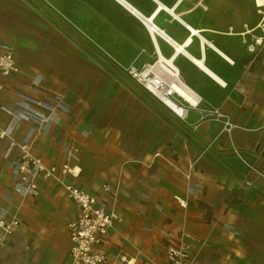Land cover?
<instances>
[{"label":"crops","instance_id":"0c3cea01","mask_svg":"<svg viewBox=\"0 0 264 264\" xmlns=\"http://www.w3.org/2000/svg\"><path fill=\"white\" fill-rule=\"evenodd\" d=\"M202 1L0 0V42L12 43L19 67L43 74L45 84L70 103L58 108L51 130L38 137L36 154L47 164L60 163L72 147L81 172L66 180L100 197L103 192L107 197L103 183L119 189L109 207L121 220L114 222L112 239L105 244V264H126L121 257L136 264L146 258L166 264L165 250L157 259L142 248L131 253L111 247L116 242L136 247L139 242L152 251L160 243L176 242L182 230L193 236V264H264V47L248 51L240 33L244 23L251 27L256 22L239 28L201 24ZM144 18L158 32H151ZM189 24L199 34L187 50L204 57L227 85L212 79L188 55L175 54L174 41L184 43L192 35ZM159 57L175 63L181 80L200 95V108H220L237 124L231 136H219L222 123L205 119L198 109L179 118L118 64L140 67ZM15 76L19 83L25 79L0 77L8 80L2 100L6 105L14 100L9 85ZM0 117L7 124L9 116L0 112ZM20 123L11 132L17 138L29 125L27 120ZM5 146L6 139H0V206L12 209L14 203L4 199L12 191ZM155 151L164 157H153ZM201 151L187 179L183 171ZM196 181L204 184L201 191L190 189ZM53 184L63 187L45 181L43 191ZM176 196L187 205L181 206ZM26 199L20 206L21 227L2 249L1 263L4 249L6 259L12 258L14 236L25 229ZM45 258L37 264H45Z\"/></svg>","mask_w":264,"mask_h":264},{"label":"built area","instance_id":"2783aa9c","mask_svg":"<svg viewBox=\"0 0 264 264\" xmlns=\"http://www.w3.org/2000/svg\"><path fill=\"white\" fill-rule=\"evenodd\" d=\"M252 2L257 16L256 23L251 27L248 23H244V31L240 33L247 50L257 53L264 47V2L259 0H252ZM149 28L151 32H158V27L154 23H151ZM231 29L232 27H230ZM257 29L260 30V33H255ZM118 64L179 118L186 119L190 109H198L203 113L205 119L219 120L222 123L219 136H231L237 127V124L220 108H200V95L181 80L178 68L166 59L159 57L153 62L143 63L140 67L131 64ZM0 74L25 77L16 91L12 105L0 102V112H5L9 116L5 126L0 120V139H6L3 159L12 178V191L6 192L4 199L8 203H14L12 209L6 205L0 206V255L10 238L21 227L19 214L21 201L26 197L38 196L43 191V182L53 181L61 183L68 196L78 206L76 215L68 221L70 246L67 264L107 263L109 255L104 248L106 238L113 229L114 222L121 220V217L110 209L105 199L90 193L73 181L66 180V177L78 178L81 172L77 164L79 155L72 147L65 151L62 162L53 164L45 163L35 152L38 137L51 130L58 108L69 107L70 103L66 95L51 90L45 84L43 74L29 73L21 69L15 60V46L11 43L0 42ZM177 85H181L189 91L195 100L187 98L179 91ZM2 87L0 84V89ZM22 120H27L29 125L22 136L17 138L11 132ZM234 150L239 152L236 148ZM204 151H201L189 163L188 169L183 171L187 179L191 178L195 163ZM153 157H164V155L160 151H155ZM102 186L103 189L112 193V200L115 202L119 192L118 187L112 188L108 183H103ZM189 187L192 190L201 191L204 184L196 181ZM176 199L181 206L187 205L184 199L177 196ZM157 207L159 210H163L161 205H157ZM226 226L233 229L230 225ZM192 240L193 236L186 230H182L176 242L166 245V264H193L197 254L192 248ZM121 260L126 264H131L124 257H121ZM0 264H2L1 257ZM132 264H136V262L134 261ZM139 264H153V262L150 258H146Z\"/></svg>","mask_w":264,"mask_h":264},{"label":"rangeland","instance_id":"374dc122","mask_svg":"<svg viewBox=\"0 0 264 264\" xmlns=\"http://www.w3.org/2000/svg\"><path fill=\"white\" fill-rule=\"evenodd\" d=\"M31 1L36 2V0ZM202 2L203 4L199 7L204 15L200 18V23L205 26L219 25L227 27L228 25H234L235 28H239L243 22L254 23L257 20L252 0H203ZM66 32L69 31L67 30ZM255 33H260V30L257 29ZM0 77L5 78L7 76L0 74ZM13 79V83L9 85V90L13 92L15 99L20 83L17 76ZM5 80L8 81L7 79ZM6 81H0L3 86L0 89L1 103H3V96L7 90ZM1 113L6 114L5 112ZM0 120L5 126L6 121L2 120L1 117ZM18 127H21V123L18 124ZM78 182L79 180L76 181V183ZM55 186L57 185L47 186L46 190L36 197H27L22 207V219L26 225L25 229L14 236L15 249L12 258L7 260L6 250L4 249L2 252V264H37L38 260L43 256H46L44 259L45 264H64L66 262L70 246L68 221L76 215L78 206L68 196L67 191L63 187L57 186L58 189L53 191ZM91 191L98 193V190ZM103 193L104 195L101 198L105 199L109 206L112 205V193L107 191V197H105V192ZM40 218L48 219V222H41ZM47 224L49 225L46 226L47 229H43L42 226ZM131 238L135 240L134 237ZM111 239L110 233L106 238V244ZM165 246L166 244L160 243L158 245L159 249L150 251L144 243L140 244L137 242L135 247L130 242L125 244L116 242L111 247V250L117 252L120 247H123L129 252L135 253L138 248H142L145 252L160 259L163 257Z\"/></svg>","mask_w":264,"mask_h":264},{"label":"bare ground","instance_id":"6f19581e","mask_svg":"<svg viewBox=\"0 0 264 264\" xmlns=\"http://www.w3.org/2000/svg\"><path fill=\"white\" fill-rule=\"evenodd\" d=\"M260 2H264V0H259ZM164 7V4L162 3V2H160V9H162ZM159 10H157L152 16H150L149 17V19H154V16L157 14V12H158ZM188 27H189V29L191 30V32H192V35H190L186 40H185V42L184 43H178V42H176V41H174V45L176 46V48H177V51H176V53L175 54H177V53H184V54H186V55H188L190 58H191V60L198 66V67H200L202 70H204L212 79H214L215 81H217V82H219L220 84H222V85H227V82H226V80L220 75V74H218L217 72H215L214 70H212L207 64H206V62H205V58L204 57H197V56H194V55H192L188 50H187V46L188 45H190V43L192 42V39H193V35H197V34H199V29L198 28H196V27H194V26H192V25H188ZM217 50H218V52L222 55V57L223 58H225L227 61H229V62H232L233 63V59H232V57H230L227 53H225L224 51H222L221 49H219V48H216ZM166 58V57H165ZM166 60L168 61V62H170L173 66H175V67H177L176 65H175V63L173 62H171V60L170 59H167L166 58ZM176 73V72H175ZM178 89H179V91L181 92V93H183L187 98H189L190 100H192V101H194L195 99H194V97H193V95L189 92V91H187L184 87H182L181 85H177L176 86ZM125 258V257H124ZM126 259V258H125ZM134 259H129V261H130V263L132 264L134 261H133Z\"/></svg>","mask_w":264,"mask_h":264},{"label":"water","instance_id":"95a60500","mask_svg":"<svg viewBox=\"0 0 264 264\" xmlns=\"http://www.w3.org/2000/svg\"><path fill=\"white\" fill-rule=\"evenodd\" d=\"M144 20L147 22V23H151V21L149 20V19H147V18H144Z\"/></svg>","mask_w":264,"mask_h":264}]
</instances>
